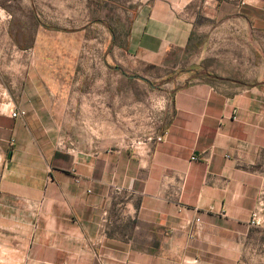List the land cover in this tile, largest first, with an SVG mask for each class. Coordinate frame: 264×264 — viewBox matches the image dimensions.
Segmentation results:
<instances>
[{"label": "crops", "instance_id": "0c3cea01", "mask_svg": "<svg viewBox=\"0 0 264 264\" xmlns=\"http://www.w3.org/2000/svg\"><path fill=\"white\" fill-rule=\"evenodd\" d=\"M198 1L129 0L127 61L116 69H179ZM245 1L215 0L214 10L264 29V0ZM3 11L0 264H264V223L251 224L257 208L264 219L261 85L185 82L166 126L139 136L122 85L99 82L87 97L69 81V41L58 50L41 27L23 48Z\"/></svg>", "mask_w": 264, "mask_h": 264}, {"label": "rangeland", "instance_id": "374dc122", "mask_svg": "<svg viewBox=\"0 0 264 264\" xmlns=\"http://www.w3.org/2000/svg\"><path fill=\"white\" fill-rule=\"evenodd\" d=\"M128 1L0 0V9L10 26H16V39L23 48L35 46V35L41 27L49 29L50 45L58 50L62 41H69L74 61L69 81L83 83L87 97L97 98L99 82L122 85L117 94L123 101L132 97L128 105L134 112L133 129L139 136L159 132L166 126L175 91L185 82L205 80L218 86L238 87L259 84L264 91V29L233 19L222 20L214 10L215 0H199L193 6L195 31L179 69L149 67L143 74L116 69L127 61L123 50L125 29L133 13L124 8ZM81 29L87 30V40L81 39ZM113 35L117 36L114 41ZM111 52L114 59H109ZM119 126L126 128V124ZM77 141L89 145L93 140ZM58 142L59 146L64 143Z\"/></svg>", "mask_w": 264, "mask_h": 264}, {"label": "built area", "instance_id": "2783aa9c", "mask_svg": "<svg viewBox=\"0 0 264 264\" xmlns=\"http://www.w3.org/2000/svg\"><path fill=\"white\" fill-rule=\"evenodd\" d=\"M246 4V1L245 0H240V5H245ZM26 112L25 110H18V109H14L11 113V115L13 117H18L20 115H24ZM157 141V142H160L163 140V136L162 135H158L156 136L155 138H152V137H149L147 140H145L143 143H147V141ZM142 142L138 141L136 142L135 144L132 143L131 146L133 148H137L139 147V145H141ZM193 159L196 160L197 157L196 156H193ZM260 212H261V209L260 208H257L253 213H252V218H251V224L252 225H260L261 223H264V219L261 217L260 215ZM196 222H201V218H196Z\"/></svg>", "mask_w": 264, "mask_h": 264}, {"label": "trees", "instance_id": "16d2710c", "mask_svg": "<svg viewBox=\"0 0 264 264\" xmlns=\"http://www.w3.org/2000/svg\"><path fill=\"white\" fill-rule=\"evenodd\" d=\"M189 47V46H188ZM188 47H187V50H188Z\"/></svg>", "mask_w": 264, "mask_h": 264}]
</instances>
